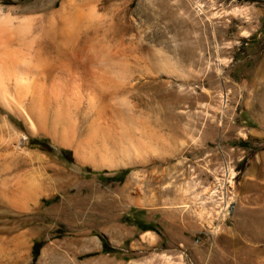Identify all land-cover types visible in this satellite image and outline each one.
I'll return each mask as SVG.
<instances>
[{
  "label": "rangeland",
  "instance_id": "obj_1",
  "mask_svg": "<svg viewBox=\"0 0 264 264\" xmlns=\"http://www.w3.org/2000/svg\"><path fill=\"white\" fill-rule=\"evenodd\" d=\"M63 6L125 92L0 103V264H264V0H0L25 62Z\"/></svg>",
  "mask_w": 264,
  "mask_h": 264
},
{
  "label": "bare ground",
  "instance_id": "obj_2",
  "mask_svg": "<svg viewBox=\"0 0 264 264\" xmlns=\"http://www.w3.org/2000/svg\"><path fill=\"white\" fill-rule=\"evenodd\" d=\"M65 8L63 6L59 11L49 8L46 17L41 18V41L39 40L37 48L27 50L29 54L27 57L29 59L26 62L23 59H26L24 57L25 53H22L21 48L18 47L19 40L21 39L20 31H18V27H12L13 23L11 20L13 18L11 19L10 14L4 15L2 8H0V103L9 110H16L15 112L22 114L25 118H35L38 120V118H57L56 115L62 117L63 111L56 109L57 112L55 114L53 106L67 102V97L69 96L67 83H75L78 85V89L83 91V93L85 92V100L89 107L91 106L96 109L99 105H102L109 114L113 113L109 105L110 100L112 98L115 99L114 97L117 98L125 92L123 86L121 87V85L116 84L107 76L106 72L110 66L106 62L101 61L98 63L95 61L97 58L94 57L96 51L92 38L89 36L84 40L77 38L79 31L75 34L77 29H71L68 25L71 23L67 22L70 16L69 14L66 15L68 11L65 13ZM55 16H59L62 21V24L58 25V28H54L55 25L53 26V17L55 18ZM77 23L80 22L77 21ZM32 54L36 58H33ZM93 57L96 59L94 60ZM95 64H99L98 68L104 69V71L101 70L102 72L98 73V70L93 71L90 69ZM83 99V97L80 98V100ZM104 108L102 110H98L97 108V111H103ZM80 111L82 112V110ZM92 112L94 110L89 111L87 108V110H83L82 114L86 118L97 119L96 115L95 117L93 116L97 112ZM76 113H79V111L77 110ZM106 113L105 116L108 115ZM103 114L101 113V116ZM112 117L115 118V115ZM119 117L123 116L120 115ZM115 120H112V122L114 123ZM114 124L116 125V123ZM115 125L114 128H117ZM109 135L111 136L112 133ZM78 148L80 149V147ZM125 164L124 162L123 166ZM126 165L128 166V164Z\"/></svg>",
  "mask_w": 264,
  "mask_h": 264
}]
</instances>
